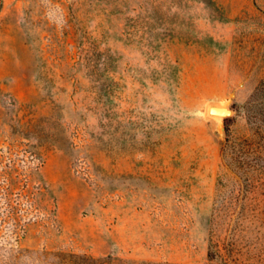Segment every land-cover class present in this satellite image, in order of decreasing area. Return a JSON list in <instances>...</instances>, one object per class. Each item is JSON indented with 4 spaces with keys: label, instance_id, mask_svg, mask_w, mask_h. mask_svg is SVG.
<instances>
[{
    "label": "rangeland",
    "instance_id": "rangeland-1",
    "mask_svg": "<svg viewBox=\"0 0 264 264\" xmlns=\"http://www.w3.org/2000/svg\"><path fill=\"white\" fill-rule=\"evenodd\" d=\"M0 264H264V0H0Z\"/></svg>",
    "mask_w": 264,
    "mask_h": 264
},
{
    "label": "water",
    "instance_id": "water-1",
    "mask_svg": "<svg viewBox=\"0 0 264 264\" xmlns=\"http://www.w3.org/2000/svg\"><path fill=\"white\" fill-rule=\"evenodd\" d=\"M212 106H211V112L213 111H215L216 109H225L226 111L224 112L225 113V115L226 114H231L232 113V109L230 108V107H217L216 105H214V104H211ZM223 111V110H222ZM221 111V112H222Z\"/></svg>",
    "mask_w": 264,
    "mask_h": 264
},
{
    "label": "bare ground",
    "instance_id": "bare-ground-1",
    "mask_svg": "<svg viewBox=\"0 0 264 264\" xmlns=\"http://www.w3.org/2000/svg\"><path fill=\"white\" fill-rule=\"evenodd\" d=\"M214 112L218 113L219 112V109H216Z\"/></svg>",
    "mask_w": 264,
    "mask_h": 264
}]
</instances>
